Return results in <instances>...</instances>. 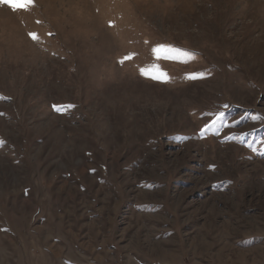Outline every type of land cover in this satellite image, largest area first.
<instances>
[{"label":"rangeland","instance_id":"obj_1","mask_svg":"<svg viewBox=\"0 0 264 264\" xmlns=\"http://www.w3.org/2000/svg\"><path fill=\"white\" fill-rule=\"evenodd\" d=\"M0 264H264V0L0 5Z\"/></svg>","mask_w":264,"mask_h":264},{"label":"snow or ice","instance_id":"obj_2","mask_svg":"<svg viewBox=\"0 0 264 264\" xmlns=\"http://www.w3.org/2000/svg\"><path fill=\"white\" fill-rule=\"evenodd\" d=\"M0 5L6 6L9 9H11L13 12L20 11V10H27L31 6H33V0H0ZM111 26V25H110ZM29 37L33 41L38 40V36L36 33H29ZM153 55L155 56L156 59L160 58H169L173 60H178L182 63H189L191 62L192 58L194 57L195 53L186 51V50H181L175 47H166V46H158V47H153L152 49ZM133 58L132 54H129L128 56L124 57L120 63H124L126 60H130ZM141 76L151 79L153 81L157 82H167V74L159 71L156 69L155 66L152 68H142L140 70ZM205 74L203 73H188L186 74V79L190 81H195L198 79H204ZM71 108V105L68 106H53V110L57 112H62L64 111V108ZM228 106H225L227 108ZM214 119L212 120V124L215 125L221 121L224 120L225 113L224 112H218L213 114ZM207 127V126H206Z\"/></svg>","mask_w":264,"mask_h":264}]
</instances>
